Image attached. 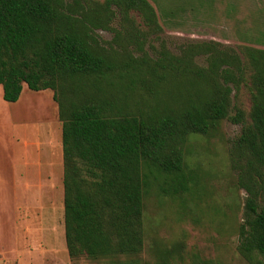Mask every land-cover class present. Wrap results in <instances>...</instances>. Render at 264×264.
Segmentation results:
<instances>
[{"label": "trees", "instance_id": "trees-1", "mask_svg": "<svg viewBox=\"0 0 264 264\" xmlns=\"http://www.w3.org/2000/svg\"><path fill=\"white\" fill-rule=\"evenodd\" d=\"M98 28L113 33L105 46ZM160 30L147 0H0L2 99L15 101L23 82L51 90L56 104L68 258L136 256L149 195L196 208L205 193L185 143L226 119L240 126L226 159L245 193L235 249L246 262L264 259V49L208 40L177 52L160 43L150 55L142 44ZM240 93L246 108L235 102ZM150 250L153 264H171L184 248Z\"/></svg>", "mask_w": 264, "mask_h": 264}, {"label": "rangeland", "instance_id": "rangeland-1", "mask_svg": "<svg viewBox=\"0 0 264 264\" xmlns=\"http://www.w3.org/2000/svg\"><path fill=\"white\" fill-rule=\"evenodd\" d=\"M156 15L161 30L150 35L142 44L146 53L154 55L160 43L171 52L187 42L216 41L235 48L247 44L264 49V0H147ZM228 3L232 9L227 12ZM135 22L139 19L133 13ZM118 28L116 11L108 23ZM99 43L112 37V31L94 29ZM197 63L204 64L201 57ZM51 93L46 91V95ZM52 101V100H51ZM39 103L36 101L35 103ZM235 102L246 108L248 100L240 93ZM33 103V101L31 102ZM53 105L55 102L52 101ZM239 124L220 121L217 131L210 136L191 135L185 143V158L189 166H196L201 176L204 196L196 200V208L183 212L168 198L156 199L152 194L143 202V244L136 256H81L67 264H117L136 259L138 264H153L150 247L153 243L170 245L183 243L182 259L172 257L171 264H264L258 257L246 262L236 252L235 226L240 221L245 193L235 186V173L229 170L226 149L239 133Z\"/></svg>", "mask_w": 264, "mask_h": 264}, {"label": "crops", "instance_id": "crops-1", "mask_svg": "<svg viewBox=\"0 0 264 264\" xmlns=\"http://www.w3.org/2000/svg\"><path fill=\"white\" fill-rule=\"evenodd\" d=\"M47 90L22 82L7 102L0 86V264L69 263L60 122Z\"/></svg>", "mask_w": 264, "mask_h": 264}]
</instances>
